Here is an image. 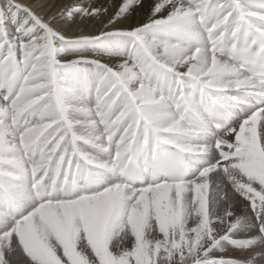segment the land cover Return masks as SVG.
Here are the masks:
<instances>
[{
  "label": "snow or ice",
  "instance_id": "snow-or-ice-1",
  "mask_svg": "<svg viewBox=\"0 0 264 264\" xmlns=\"http://www.w3.org/2000/svg\"><path fill=\"white\" fill-rule=\"evenodd\" d=\"M50 7L0 0V264H264V0Z\"/></svg>",
  "mask_w": 264,
  "mask_h": 264
},
{
  "label": "bare ground",
  "instance_id": "bare-ground-1",
  "mask_svg": "<svg viewBox=\"0 0 264 264\" xmlns=\"http://www.w3.org/2000/svg\"><path fill=\"white\" fill-rule=\"evenodd\" d=\"M21 2L26 3V4H33V5L39 4V3H45L48 5H51V7L47 9L48 14L51 15V14L59 13L63 5L66 3H70L71 0H21ZM111 2L114 4H118L120 0H111ZM92 3L93 4L103 3L107 6V4L109 3V0H92ZM136 19H140V17L138 16Z\"/></svg>",
  "mask_w": 264,
  "mask_h": 264
}]
</instances>
